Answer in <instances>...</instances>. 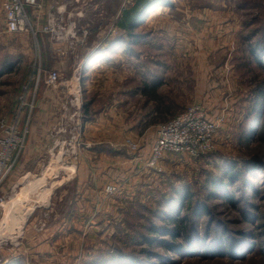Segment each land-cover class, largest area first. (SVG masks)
Masks as SVG:
<instances>
[{"label": "rangeland", "instance_id": "374dc122", "mask_svg": "<svg viewBox=\"0 0 264 264\" xmlns=\"http://www.w3.org/2000/svg\"><path fill=\"white\" fill-rule=\"evenodd\" d=\"M134 1L136 8L143 3ZM125 2L110 0L112 9H102L101 4L96 8L98 0H88L82 10L71 7L67 21L60 17L67 30L71 28L67 40L55 42L40 28L36 35L8 31L0 0V124L3 119L12 122L21 112L19 130L25 133L28 128V143L39 105L34 87L46 70L59 71L60 84H67L68 92L67 106L59 111L67 115L50 131L59 152L46 154L43 168L24 173L19 185L0 197V264L17 256L24 257L27 264L33 257L46 258L47 254L36 251L35 243L66 237L67 264H95L109 253L113 257L140 253L141 246L129 240L142 231L146 233L143 229L154 217L159 222L157 214L163 204L184 192L193 197L187 213L192 217L188 222L193 227L192 241H202L211 248L220 241L228 242L230 232L238 241L247 238L254 244L245 257L236 260L226 253L224 258L207 257L206 247L198 248L206 252L199 253L202 259L183 264H264L262 257L255 255L256 242L264 244V169L257 178L243 174L232 180L230 187L239 197L236 206L221 203V197H211L215 182L229 171L227 166L241 161V167L252 157L264 162V143L246 142L241 136L257 123L253 122L257 115L253 109L258 89L264 87V0H170V5L158 7L136 23L132 33H145L147 38L134 42L125 30L130 29L131 14L138 8L126 9ZM119 8L121 14L126 13L128 29L118 32L120 26L100 28L92 24ZM101 29L104 39L120 33L131 42L109 58L89 62L91 57L83 56L82 51L86 44L81 38L80 45L76 44L77 37H85L84 30L97 34ZM41 37L49 45L56 43L58 51L67 47L75 50L68 66L67 59L57 52L54 58L44 57ZM130 45L132 49H128ZM48 60L57 65L51 63L47 68ZM58 61H64L62 69ZM78 80L84 92L81 105L75 104ZM23 95L27 96L24 105L20 100ZM194 109L215 125L212 149L196 157L185 151L162 150L163 159L153 167L159 129ZM63 148L65 152H60ZM24 150L14 153L9 170L0 169V183L13 172ZM81 160L109 165L104 169L109 175L97 179L101 186H96L95 173L89 178L91 182L94 179L95 186L79 185ZM227 181L225 178L223 185ZM244 181L260 188L257 197L252 190L246 193L249 201L259 205L258 216L250 223L243 211H254L246 205ZM80 192L95 200L81 201ZM200 203L213 205L214 214L192 222V210ZM63 226L66 234L57 230ZM207 231L210 234L203 236ZM172 255V261L183 260Z\"/></svg>", "mask_w": 264, "mask_h": 264}, {"label": "trees", "instance_id": "16d2710c", "mask_svg": "<svg viewBox=\"0 0 264 264\" xmlns=\"http://www.w3.org/2000/svg\"><path fill=\"white\" fill-rule=\"evenodd\" d=\"M142 2V5L137 7L138 10L134 12L135 14H131V18L128 22V28L130 29L126 27L127 23L125 20H127V18L124 17L126 14L125 11L123 12L119 25L117 26H120L118 32L121 31V28L128 29V31H125L128 32V37L130 38V40H132V42H134V40L140 41L147 38V35L145 33H132V30H135L136 28V23L140 22L143 16L152 14V12H154L155 9L160 6H167L171 4L170 0H143ZM130 8H136V3L130 5L128 9ZM126 16H128V13ZM130 40L126 41L125 35L120 33H118V35H113L106 38V40L99 47H97L96 50L93 51V54L90 56L91 58L89 59V62L92 59H102L103 57L109 58L110 54L117 52V50L119 51V49L121 50L122 48L126 49L127 45L125 47V43L128 44V42H131ZM129 48L132 49V46H128V49ZM260 87H262V84L260 85ZM262 108H264V87H262L260 90L258 89L257 103L255 105V108L253 109V111H255L257 114L255 120H253L254 123L257 122L256 125L264 119V112L262 111ZM256 125H250L249 129H246L243 132L241 136L244 141H260L264 143V121L258 126V129L253 132ZM240 163L241 161H236L232 166H227L226 170L229 171H227L225 178L228 179V184L223 185V183L226 182L224 175H222V180L219 183L215 182L217 184L216 189L213 193H211V197H221V203L236 206L237 201H239V197L236 195L235 191L232 190L230 187V185H232V180L238 177V175L243 176V174L245 177L246 175H253L257 178L259 176L256 174H258L259 170L264 169V162L258 157H252L251 159L247 160V162H244L241 167L239 166ZM212 182V184L214 185V181ZM242 188L244 192L243 196H246V205L250 206L254 211L253 213H250L251 211H249V209L247 208H245V210L243 211L246 222L250 223L254 220V218L258 216L256 212L259 211V205L257 206L256 203L249 201L247 198L248 195L246 193L247 191L252 190L254 195L253 197H257L260 194V188H258V185L253 187L248 181L243 182ZM192 201V193L190 194L188 192H184L180 197L172 199L171 202L167 204L164 203L161 207V213L157 214V219H159V222L154 220V217L153 219H151L149 223L150 225L144 227L143 230H146V233L142 231L129 240V243L132 240L133 243H136L141 246V250L139 251L140 253H128L130 255L124 257H113L112 255L110 256L109 253L106 259L103 258L102 260L95 261L94 263L183 264L186 263V261L190 262L193 260L202 259L201 256H199V253L206 252L197 249L206 246L202 241L199 242L191 240L192 233L190 234V232L192 231L193 227H191L188 223L189 219H192L190 214L189 216L187 215L188 210H190L189 208L191 207ZM212 206L213 205H210L208 203H200L196 205V209L194 211L192 210V213L194 215V220H192V222L198 219L200 221V219L202 217H206V215H213L215 210H213ZM246 229L249 228L247 227ZM249 230L251 231V229ZM209 234V231L202 233V235L205 237ZM226 236L229 238L228 242L224 243V241H220L219 243L213 245L211 248H208V246L205 248V250L209 254V256L206 255L207 257L224 258V254L226 253V256H228V258L236 260L245 257L246 254L251 251V249L248 251L249 248L253 249L252 245L254 243L247 238L238 241L234 235L230 234V232L229 235ZM179 238L183 240L182 243L176 242V240ZM256 246L257 253L255 255L259 254L262 257V262H264V244L260 241H257ZM172 254H177L178 257H183V260L180 263H178V261H172L174 258ZM1 264H16V262H3Z\"/></svg>", "mask_w": 264, "mask_h": 264}, {"label": "crops", "instance_id": "0c3cea01", "mask_svg": "<svg viewBox=\"0 0 264 264\" xmlns=\"http://www.w3.org/2000/svg\"><path fill=\"white\" fill-rule=\"evenodd\" d=\"M88 0H43L42 6H30L29 12L30 16L32 18V22L36 26V28H42L43 24L45 23L47 19V15L49 12H52V10H55L58 7H61L64 12L61 13V17L67 21L68 13H71V7H79V9L85 8ZM110 0H98V3L96 4V8L101 6V8H107L112 9L108 6V2ZM101 4V5H100ZM76 9V8H75ZM127 9V8H126ZM124 12V11H123ZM122 12V14H123ZM75 14V12H73ZM121 8L115 10L114 14L107 13L106 16H102V19H95L92 24L103 28V27H109V26H118L119 22L121 20ZM6 18V15H5ZM95 30V29H94ZM91 30H84L85 37H78V39H82L86 45H83V53L85 57H90L93 54V51L96 50L97 46H100L99 44L103 42L105 39L103 38V29H101V32L99 31L97 34H90ZM90 34V36H88ZM85 38V40H84ZM46 40V39H45ZM43 37L39 39L41 48H44L43 51L45 58H54L55 53L57 52L59 56H61L63 59H67L65 63L68 66V60L69 58L73 57V52L75 50H70L69 47L67 49H63L62 51H58L56 48V43L50 44L45 41ZM38 42V43H39ZM76 44L80 45V42L76 40ZM66 48V47H65ZM73 48V47H72ZM56 53V54H57ZM42 54V57H43ZM57 65L55 61H45V65L48 68L49 64ZM59 67L62 69L64 67V61L59 62ZM57 68V67H55ZM50 70H46L44 73V77L41 79L40 84L38 85V91H37V101H38V108L35 112V115L33 117L31 124V131L29 134V140L27 143V146L23 152V156L19 159L15 169L13 172L3 181L0 183V197H6L10 192L13 191L14 188H16L19 185L20 178L24 175V173L34 172L40 168H43L45 161L46 154L53 153L54 151L59 152L60 149L55 148L54 143L56 140L53 139V137L50 134V131L52 127L54 128V123L58 121H64L63 117H65L66 113H59L62 112L63 108H66L67 106V84H60L58 86H51L46 83V79L49 75L48 72ZM39 82V81H38ZM18 104V103H16ZM12 114V111H11ZM62 116V117H61ZM149 150V149H147ZM60 152H64V148L61 149ZM101 152V159L104 158L102 156ZM80 186H90L94 185V179L93 182L91 180L89 181V178L91 174L95 173V179H96V186H101V183L97 180L99 177H106L109 175L107 172H104V169L109 167V165L104 163H94L90 164L88 161H82L80 163ZM91 169L94 171L91 172ZM111 171L114 169L111 168ZM90 171V172H89ZM159 171V170H158ZM160 170L159 172H161ZM91 173V174H90ZM158 173V172H157ZM161 173H164L161 172ZM66 183V182H65ZM67 185V184H65ZM45 191V190H44ZM129 193L131 192V188L129 187L127 190ZM132 194V193H131ZM130 195V194H129ZM79 196L82 200H87V198H91L92 200H95L94 197L88 196L87 193L80 192ZM66 226V225H65ZM58 227L57 230L62 231L64 234L67 233V229H64V227ZM53 230V229H51ZM55 230V229H54ZM59 231H56L55 233H58ZM34 248L36 251H38L39 255L47 254L46 258H32L31 264H67V237L61 240H42L37 241L34 245ZM62 250V252L59 251ZM43 252L41 253L40 252ZM6 262V261H4ZM8 262H16V264H27L25 263L24 257H16L11 259ZM7 262V263H8ZM29 264V263H28Z\"/></svg>", "mask_w": 264, "mask_h": 264}, {"label": "built area", "instance_id": "2783aa9c", "mask_svg": "<svg viewBox=\"0 0 264 264\" xmlns=\"http://www.w3.org/2000/svg\"><path fill=\"white\" fill-rule=\"evenodd\" d=\"M42 1L43 0H2L8 31L13 33L27 31L36 35L38 28H36L32 22L29 7H41ZM134 2V0H126L124 8H128L130 5L134 4ZM62 12L64 11L61 7L49 12L46 22L41 28V30L49 34L55 42L66 41L71 30V28L67 30V25L64 26L60 20ZM75 35L76 34L72 33L71 36L75 37ZM77 41L81 42L78 37ZM48 75L47 84L51 86L60 85L61 74L59 71L53 70V72H49ZM74 90L76 96L75 104L81 105L82 94L84 92L79 80L76 81ZM34 91H38V85L36 84ZM36 92L33 93V96ZM29 95L32 96L31 93ZM25 96L23 95L20 99L23 101V105ZM35 98L36 95L33 101H35ZM34 104L35 103H33L32 107L35 106ZM20 116L21 112L16 114L12 122H7L8 120L6 121L3 119L0 124V169L4 171L6 168H8V170L11 168L10 162L14 153H22L27 143L26 137L28 128H25V133L19 130L21 122ZM215 131V125L212 120L200 113L197 109L191 110L187 114L177 116L170 125L166 124L159 129V137L152 157V166L157 167V161L162 158V150L173 152L185 151L191 153L195 157L211 150L214 146L213 134ZM110 190L113 191L112 187H110Z\"/></svg>", "mask_w": 264, "mask_h": 264}]
</instances>
